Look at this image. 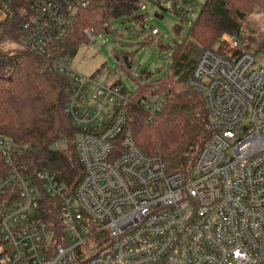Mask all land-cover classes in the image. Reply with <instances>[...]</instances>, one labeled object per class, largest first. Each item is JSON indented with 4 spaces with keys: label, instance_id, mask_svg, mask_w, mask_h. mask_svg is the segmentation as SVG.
Returning <instances> with one entry per match:
<instances>
[{
    "label": "built area",
    "instance_id": "2783aa9c",
    "mask_svg": "<svg viewBox=\"0 0 264 264\" xmlns=\"http://www.w3.org/2000/svg\"><path fill=\"white\" fill-rule=\"evenodd\" d=\"M205 2L143 0L139 13L150 3L191 22ZM87 4L0 0V35L19 19L22 36L11 44L51 57ZM102 33L86 30L87 45ZM159 35L151 27L148 38ZM222 41L230 52L204 51L188 83L206 100L212 133L189 170L176 173L125 133L130 90L119 76L104 78L106 68L83 76L54 56L55 69L71 80L65 111L77 129L83 176L70 191L48 170L25 172L30 145L0 138L8 168L0 167V235L13 264H264V46L254 55L238 37ZM148 106L160 102L153 96ZM43 195L59 208L62 244L35 218Z\"/></svg>",
    "mask_w": 264,
    "mask_h": 264
},
{
    "label": "trees",
    "instance_id": "16d2710c",
    "mask_svg": "<svg viewBox=\"0 0 264 264\" xmlns=\"http://www.w3.org/2000/svg\"><path fill=\"white\" fill-rule=\"evenodd\" d=\"M142 4L143 0H88L87 6L78 11L73 33L54 46L51 57L20 47L7 49V43L20 39L22 28L19 19L6 24L0 35V138L30 145L31 152L21 161L25 172L48 170L68 190L76 188L83 169L75 144L77 129L65 111L71 80L55 69L54 56L72 62L88 43V29L110 33L116 21L144 26L146 16L139 13ZM257 6L264 9V0H206L190 22L186 41L174 47L171 69L158 79L146 71L134 79L138 87L129 91L130 99L122 107L127 118L125 133H130L147 155L160 156L170 173L187 172L212 133L204 96L188 86L198 58L206 50L228 54L230 49L222 39L239 37L246 18ZM173 31L179 36L182 27L176 26ZM118 58L129 73L130 55ZM153 96L160 102L158 109L148 106ZM62 139L66 147L56 148ZM0 167L8 170L1 160ZM35 218L49 223L54 241L57 245L63 243L64 225L54 200L43 195ZM106 242L105 236L99 247ZM0 264H13L11 250L1 235Z\"/></svg>",
    "mask_w": 264,
    "mask_h": 264
},
{
    "label": "rangeland",
    "instance_id": "374dc122",
    "mask_svg": "<svg viewBox=\"0 0 264 264\" xmlns=\"http://www.w3.org/2000/svg\"><path fill=\"white\" fill-rule=\"evenodd\" d=\"M145 25L137 23L116 21L112 24L113 33L101 34L92 45L83 46L72 61V70L83 76H92L94 73L107 69L104 78L110 74L119 76L130 91L136 89L134 79H139L146 71L152 74L153 79L168 72L173 64L172 54L174 47L184 43L187 39L191 23L188 18L181 17L172 11H164L158 6L146 4ZM202 5H199L201 10ZM159 14V15H157ZM176 26L182 27L179 36L174 34ZM151 27L159 30L160 35L150 42H144L151 32ZM241 41L240 49L259 55L264 46V9L256 7L244 23L242 32L238 37ZM167 46V49H162ZM16 45L7 43V49H14ZM130 55L131 66L129 73L119 63L118 55ZM103 78V79H104ZM156 93V97H159ZM61 149L66 147V140L59 141ZM168 173L169 169L166 168ZM104 236H100L99 242ZM97 242V240H95Z\"/></svg>",
    "mask_w": 264,
    "mask_h": 264
}]
</instances>
